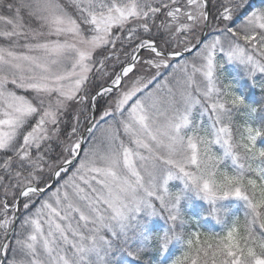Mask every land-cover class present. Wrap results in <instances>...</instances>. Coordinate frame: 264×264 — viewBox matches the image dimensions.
I'll return each mask as SVG.
<instances>
[{
    "label": "snow or ice",
    "instance_id": "obj_1",
    "mask_svg": "<svg viewBox=\"0 0 264 264\" xmlns=\"http://www.w3.org/2000/svg\"><path fill=\"white\" fill-rule=\"evenodd\" d=\"M0 264H264V5L0 0Z\"/></svg>",
    "mask_w": 264,
    "mask_h": 264
},
{
    "label": "trees",
    "instance_id": "obj_2",
    "mask_svg": "<svg viewBox=\"0 0 264 264\" xmlns=\"http://www.w3.org/2000/svg\"><path fill=\"white\" fill-rule=\"evenodd\" d=\"M252 3L255 7H259L264 5V0H252ZM225 76L227 77L228 81H231L236 84L238 90L240 91L249 90L252 98L255 99L259 98L260 95L259 88L252 86L251 81H249L247 77L244 75L243 69L241 67L234 64L226 65ZM195 203L202 204L203 202L195 201ZM186 210L189 214H193L196 211V209L192 207H188ZM238 214L242 215V213H238ZM214 223L215 222L213 221L212 224ZM151 226L156 229H162L164 227V223L162 220H159L158 218H153ZM215 230L219 231V227L217 226Z\"/></svg>",
    "mask_w": 264,
    "mask_h": 264
},
{
    "label": "rangeland",
    "instance_id": "obj_3",
    "mask_svg": "<svg viewBox=\"0 0 264 264\" xmlns=\"http://www.w3.org/2000/svg\"><path fill=\"white\" fill-rule=\"evenodd\" d=\"M172 184H174L176 186H179L180 185V182L179 181H173Z\"/></svg>",
    "mask_w": 264,
    "mask_h": 264
}]
</instances>
